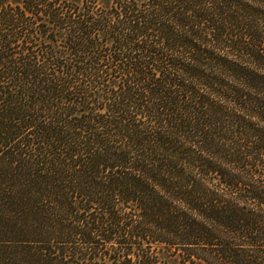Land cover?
I'll use <instances>...</instances> for the list:
<instances>
[{"label":"trees","instance_id":"obj_1","mask_svg":"<svg viewBox=\"0 0 264 264\" xmlns=\"http://www.w3.org/2000/svg\"><path fill=\"white\" fill-rule=\"evenodd\" d=\"M0 264H264V0H0Z\"/></svg>","mask_w":264,"mask_h":264}]
</instances>
